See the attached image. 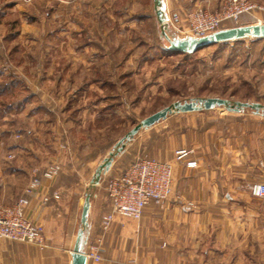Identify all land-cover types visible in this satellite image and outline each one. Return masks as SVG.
<instances>
[{"label":"rangeland","instance_id":"1","mask_svg":"<svg viewBox=\"0 0 264 264\" xmlns=\"http://www.w3.org/2000/svg\"><path fill=\"white\" fill-rule=\"evenodd\" d=\"M253 1L264 6V0ZM260 11L221 29L264 23ZM178 27L172 17L163 29L171 38H188ZM168 46L154 0H0V163L10 159L4 146L41 141L42 171L58 162L78 175L74 162L82 153L108 156L134 125L174 101L220 96L264 104V38L189 55L169 54ZM163 120L153 125L157 131L135 135L95 188L89 183L96 169L85 172L82 200L88 191L108 196L110 176L152 156L149 138L162 136ZM28 130L32 134L23 137ZM73 145L84 152L73 150L72 156ZM70 177L62 181L71 183Z\"/></svg>","mask_w":264,"mask_h":264},{"label":"crops","instance_id":"2","mask_svg":"<svg viewBox=\"0 0 264 264\" xmlns=\"http://www.w3.org/2000/svg\"><path fill=\"white\" fill-rule=\"evenodd\" d=\"M224 1L163 0L162 9L167 19L177 15L182 20L190 9L214 10ZM244 19L248 17H243L247 22ZM163 121L162 136L149 138L150 157L173 161L172 195L162 203L150 202L141 219L117 216L103 233L101 220L111 202L95 191L84 252L103 237L101 259L87 258L86 264H264V198L252 194L253 185L264 182V112L214 108L171 114ZM31 134L28 130L23 137ZM41 146V141L35 147L26 143L4 146L14 155L0 163V199L5 203L13 204L25 194L35 166L42 171ZM180 148L192 149L189 159L196 160L197 166L175 158ZM78 149L84 152V147L73 145L70 154ZM104 158L82 153L81 160L74 162L80 166L78 175L68 174L64 167L55 179L42 180L28 195L25 213L43 226L44 242L0 238V264H72L84 203L80 182ZM68 176L71 183L63 182ZM53 191L60 197L45 202L44 196Z\"/></svg>","mask_w":264,"mask_h":264},{"label":"built area","instance_id":"3","mask_svg":"<svg viewBox=\"0 0 264 264\" xmlns=\"http://www.w3.org/2000/svg\"><path fill=\"white\" fill-rule=\"evenodd\" d=\"M256 10H264V6L253 0H225L214 10L196 7L185 13L182 20L174 15L173 20L179 25L177 28L188 37H203L220 30L229 22H239L242 15L252 14ZM192 149L180 148L175 151L177 160H185L190 167L197 166V161L189 159ZM10 158L14 155L10 154ZM63 168L58 162L49 164L41 173H33L25 194L17 202L7 204L0 199V238L17 242L43 243L44 229L38 223L32 222L26 216L25 209L29 203L28 195L41 184L42 180H53ZM172 160H162L150 156L139 157L124 171L109 177L106 190L111 202V209L101 220L102 232L112 226L117 216L130 219H141L145 207L152 201L162 203L173 192ZM254 196L264 198V182L255 183L252 187ZM59 198L60 194L53 191L45 195L43 200ZM192 204L190 203L188 207ZM103 237L98 238L96 245L86 252L87 258L101 259Z\"/></svg>","mask_w":264,"mask_h":264},{"label":"water","instance_id":"4","mask_svg":"<svg viewBox=\"0 0 264 264\" xmlns=\"http://www.w3.org/2000/svg\"><path fill=\"white\" fill-rule=\"evenodd\" d=\"M163 0H154V8L157 19L162 25V34L169 42L168 48L176 53H194L202 48H206L220 42L244 39L246 37L264 38V23L240 25L220 29L212 34L203 37H188L186 39L171 38L164 28L166 16L162 9ZM224 107L228 111L240 112L247 108L255 112H264V104L259 101H242L220 96L193 97L184 100H177L173 103L153 112L134 125L124 136H122L109 152L108 156L98 165L89 188H95L101 181L102 175L107 172L114 161V158L121 154L127 143L137 135L142 129L149 128L162 119H166L174 113H186L191 111L209 110ZM92 191H88L84 198L81 212V228L78 232L76 244L72 252V264H86L87 256L84 252L85 231L89 226V212L91 206Z\"/></svg>","mask_w":264,"mask_h":264},{"label":"trees","instance_id":"5","mask_svg":"<svg viewBox=\"0 0 264 264\" xmlns=\"http://www.w3.org/2000/svg\"><path fill=\"white\" fill-rule=\"evenodd\" d=\"M240 40V39H239ZM220 43H227V42H220ZM166 49V48H165ZM167 50H168V53L169 54H172V52H174L173 50H171V49H169V48H167ZM184 54H186V55H189V54H192V53H184Z\"/></svg>","mask_w":264,"mask_h":264}]
</instances>
